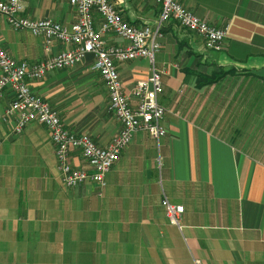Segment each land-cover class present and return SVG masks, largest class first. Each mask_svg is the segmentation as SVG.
<instances>
[{
  "label": "crops",
  "instance_id": "crops-1",
  "mask_svg": "<svg viewBox=\"0 0 264 264\" xmlns=\"http://www.w3.org/2000/svg\"><path fill=\"white\" fill-rule=\"evenodd\" d=\"M130 24L155 29V0H110ZM200 19L226 28L220 52L176 21L162 25L155 67L166 136L158 142L134 134L105 178L74 188L61 184L49 131L31 122L20 134L4 122L13 100H0V264H264V0H181ZM22 16L77 20L62 0H24ZM108 44L127 41L106 34ZM3 48L16 61L36 63L69 48L0 17ZM94 57L72 68L28 80L68 130L109 145L120 124L108 109V92ZM233 69L198 87L195 74ZM122 88L132 94L150 73L146 59L117 64ZM132 100H134L131 97ZM14 117V116H13ZM74 167L84 168L77 152ZM158 166V176L153 172ZM184 207L170 223L163 198Z\"/></svg>",
  "mask_w": 264,
  "mask_h": 264
},
{
  "label": "built area",
  "instance_id": "built-area-1",
  "mask_svg": "<svg viewBox=\"0 0 264 264\" xmlns=\"http://www.w3.org/2000/svg\"><path fill=\"white\" fill-rule=\"evenodd\" d=\"M73 6L77 20L64 26L50 18L29 19L22 16L24 0H0V17H4L13 30H25L45 39L46 50L54 40L69 45L56 55L36 63L16 61L3 48L0 39V100L6 88L13 100L6 110L4 122L14 118L12 132L20 134L25 126L36 122L51 135L61 184L74 188L92 181L101 188L105 178L121 153L137 132H145L157 142L166 136L162 125L166 109L160 104L163 92L162 74L155 67V55L160 49L162 25L176 21L182 28L201 37L208 50L220 52L226 39V28L216 27L186 9L181 0H155L160 13L155 29L148 24H130L110 0H62ZM106 34L127 41L125 47L108 44ZM86 55L94 57L91 70L97 72L108 92V109L120 124L113 141L99 146L89 135L68 130L50 104L33 94L28 80L38 81L55 70L72 68ZM135 59H146L149 75L139 80L131 95L124 92L117 64ZM131 97L134 99L132 100ZM14 116V117H13ZM77 152L85 162L84 168L74 167L71 153ZM170 223L180 228L183 206L162 200Z\"/></svg>",
  "mask_w": 264,
  "mask_h": 264
},
{
  "label": "trees",
  "instance_id": "trees-1",
  "mask_svg": "<svg viewBox=\"0 0 264 264\" xmlns=\"http://www.w3.org/2000/svg\"><path fill=\"white\" fill-rule=\"evenodd\" d=\"M234 72L235 71L233 69H224L222 67H218L216 71H213L208 75L195 74L196 85L198 87H203L206 85L217 83L222 80L225 76L233 74Z\"/></svg>",
  "mask_w": 264,
  "mask_h": 264
},
{
  "label": "rangeland",
  "instance_id": "rangeland-1",
  "mask_svg": "<svg viewBox=\"0 0 264 264\" xmlns=\"http://www.w3.org/2000/svg\"><path fill=\"white\" fill-rule=\"evenodd\" d=\"M158 173H159V171H158V166H157V169L153 172V174L156 177V176H158ZM180 228H181V226H180ZM196 264H200V262L199 261H196Z\"/></svg>",
  "mask_w": 264,
  "mask_h": 264
}]
</instances>
